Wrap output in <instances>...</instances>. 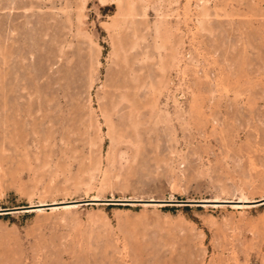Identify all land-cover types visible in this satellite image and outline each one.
Returning a JSON list of instances; mask_svg holds the SVG:
<instances>
[{
  "label": "rangeland",
  "instance_id": "1",
  "mask_svg": "<svg viewBox=\"0 0 264 264\" xmlns=\"http://www.w3.org/2000/svg\"><path fill=\"white\" fill-rule=\"evenodd\" d=\"M263 140L264 0H0V210L257 200ZM0 264H264V204L0 212Z\"/></svg>",
  "mask_w": 264,
  "mask_h": 264
},
{
  "label": "bare ground",
  "instance_id": "2",
  "mask_svg": "<svg viewBox=\"0 0 264 264\" xmlns=\"http://www.w3.org/2000/svg\"><path fill=\"white\" fill-rule=\"evenodd\" d=\"M263 142H264V140H263ZM93 200H104V199L95 197V198H93ZM124 201H138V200L124 199ZM141 201H143L142 203H144V204H152V203H160V204H162V203H166V202H156V201H159V200H154L153 198H151V200H148V202H146V200H141ZM160 201H164V200H160ZM167 201H175V200H167ZM202 201H203V203H201V204H203V205H209L210 202H211L212 205L217 206V205L225 204L223 202L224 201L226 202L227 200H225V199L224 200H222V199H211V200L204 199ZM99 202H101V201H96L95 203H99ZM255 202H256L255 199L254 200L253 199L250 200V199H247V198L238 199L237 201H229L230 205H232L233 207H242V208L243 207H251L253 205L255 206V205L264 204V202L263 203H255ZM42 205H46V204L42 203V204H40V205H38V206H36L34 208H30V209H27V210H31V211L40 210V209H42L44 207ZM77 205H78L77 203L57 202V203H53V204H51L49 206H51L52 208H58V207H72V206H77Z\"/></svg>",
  "mask_w": 264,
  "mask_h": 264
},
{
  "label": "water",
  "instance_id": "3",
  "mask_svg": "<svg viewBox=\"0 0 264 264\" xmlns=\"http://www.w3.org/2000/svg\"><path fill=\"white\" fill-rule=\"evenodd\" d=\"M141 200H143V199H139L138 201H124V199L93 200L91 198V199L73 200V201H69V202L70 203H77V204L95 203L96 201L108 202V203L143 202ZM149 200H151V199H149ZM170 200H172V199H170ZM146 202H148V200H146ZM156 202L178 203V204H184V205H189V204H193V203H198V204L203 203L202 200H185V199H177L175 201H167V200L160 201L159 200V201H156ZM263 202H264V197L260 198V199H257L255 203H263ZM223 203H229V202H223ZM49 205H51V204H47V205H43V206H49ZM34 207H36V206H21V207L5 208V209L0 210V212L11 213V212H17V211H26L27 209L34 208Z\"/></svg>",
  "mask_w": 264,
  "mask_h": 264
}]
</instances>
